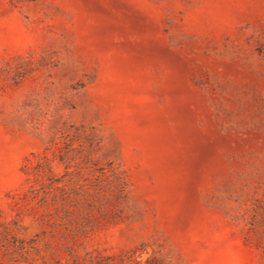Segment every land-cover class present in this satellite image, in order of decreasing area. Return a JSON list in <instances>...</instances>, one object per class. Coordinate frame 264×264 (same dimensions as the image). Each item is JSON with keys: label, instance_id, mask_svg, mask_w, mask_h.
I'll use <instances>...</instances> for the list:
<instances>
[{"label": "rangeland", "instance_id": "rangeland-1", "mask_svg": "<svg viewBox=\"0 0 264 264\" xmlns=\"http://www.w3.org/2000/svg\"><path fill=\"white\" fill-rule=\"evenodd\" d=\"M0 264H264V0H0Z\"/></svg>", "mask_w": 264, "mask_h": 264}]
</instances>
